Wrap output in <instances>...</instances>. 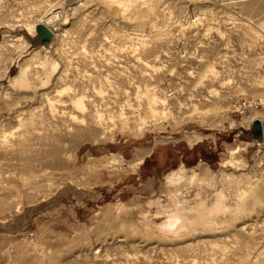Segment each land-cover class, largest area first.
<instances>
[{"label": "rangeland", "instance_id": "374dc122", "mask_svg": "<svg viewBox=\"0 0 264 264\" xmlns=\"http://www.w3.org/2000/svg\"><path fill=\"white\" fill-rule=\"evenodd\" d=\"M263 4L0 0V264H264Z\"/></svg>", "mask_w": 264, "mask_h": 264}, {"label": "water", "instance_id": "95a60500", "mask_svg": "<svg viewBox=\"0 0 264 264\" xmlns=\"http://www.w3.org/2000/svg\"><path fill=\"white\" fill-rule=\"evenodd\" d=\"M52 32L49 28H47L46 26L40 24L37 25L35 28V36L31 39V44H39V45H43V46H49V44L52 41ZM251 134L253 139L256 142H262L263 140V133H262V125L261 123L258 121L253 122V124L251 125ZM260 140V141H259Z\"/></svg>", "mask_w": 264, "mask_h": 264}, {"label": "bare ground", "instance_id": "6f19581e", "mask_svg": "<svg viewBox=\"0 0 264 264\" xmlns=\"http://www.w3.org/2000/svg\"><path fill=\"white\" fill-rule=\"evenodd\" d=\"M264 6V4H263ZM54 7V6H53ZM52 8V7H51ZM261 9L263 7H260ZM58 14L57 13H54L51 11L50 8H48L46 11H44V13L42 15H40L36 21L34 23H31V24H24L22 25L23 26V29L25 31H27L28 34H31L33 35V32H34V28L36 26L37 23H43L45 25H49L50 22L56 20V18L58 17L57 16ZM53 23V22H52ZM52 30V29H51ZM53 31V30H52ZM52 36H53V33H52ZM17 39H23L22 36H19L17 37ZM24 43H26L24 40H23ZM52 66V65H51ZM258 122V121H257ZM262 125V124H261ZM262 133H263V127H262ZM264 136V134H263ZM260 141V140H259ZM261 142V141H260ZM184 218V217H183ZM187 222H188V218L185 219Z\"/></svg>", "mask_w": 264, "mask_h": 264}]
</instances>
